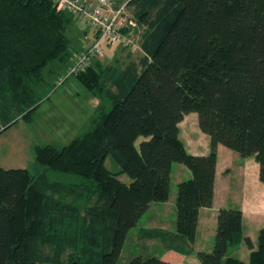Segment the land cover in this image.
<instances>
[{"label":"trees","instance_id":"obj_1","mask_svg":"<svg viewBox=\"0 0 264 264\" xmlns=\"http://www.w3.org/2000/svg\"><path fill=\"white\" fill-rule=\"evenodd\" d=\"M126 7L141 55L94 58L74 74L100 98L90 125L68 143L35 144L42 171L0 166V264H175L157 255L119 262L129 230L152 202L168 200L175 163L191 170L177 184L174 235L182 243L158 227H142L140 237L185 253L194 252L200 207L213 203L219 143L254 156L264 182V0ZM73 24L53 0H0V133L32 121L50 86L46 72L61 74L72 62ZM192 111L210 135L207 154L190 152L180 137ZM49 169L81 177L53 180ZM242 241L248 261L228 254ZM257 243L244 236L242 209L221 207L212 249L195 253L202 264H264V225Z\"/></svg>","mask_w":264,"mask_h":264},{"label":"rangeland","instance_id":"obj_2","mask_svg":"<svg viewBox=\"0 0 264 264\" xmlns=\"http://www.w3.org/2000/svg\"><path fill=\"white\" fill-rule=\"evenodd\" d=\"M127 0H115L119 7L126 4ZM128 10V9H127ZM129 12V10H128ZM130 14V12H129ZM131 15V14H130ZM75 17V16H74ZM134 34V41L129 46L110 45L106 48L103 55L98 59L103 64L113 61L115 58L121 60L127 57L128 52L132 51L135 57L141 55L139 45L138 30ZM71 48H76L78 41V31L75 28L70 31ZM58 70L46 72V78L50 82L48 92L37 107L32 121L19 119L18 122L0 133V166L25 167L31 172L42 171L47 168L46 165L39 163L35 159L34 145L55 142L58 144L68 143L74 136L85 130L90 125V119L97 113L95 104L98 96L94 95L80 80L72 75L62 83L57 82L59 77ZM108 104L110 100L107 98ZM195 117H198L196 111ZM179 163V162H178ZM177 163V164H178ZM107 166L117 171L119 164L109 156L106 160ZM176 164V165H177ZM183 164V163H180ZM176 165H174V170ZM184 165V164H183ZM49 176L53 180H79L81 176H72L70 173H63L57 170L49 169ZM120 178L129 182L131 178L126 173H121ZM190 175L183 179L189 178ZM176 175L173 174L171 180V193L177 194V184H175ZM152 208L145 212L137 224L129 230L128 236L124 243L119 262L125 263L136 255L162 256L164 254L165 242L159 238L140 237L141 228L146 225L148 219L156 217L157 208H161L162 202H153ZM170 222H173V229H170L171 238H174L176 244H181L179 238H176V227L173 219L176 221L175 212L170 210ZM174 235V236H173Z\"/></svg>","mask_w":264,"mask_h":264},{"label":"crops","instance_id":"obj_3","mask_svg":"<svg viewBox=\"0 0 264 264\" xmlns=\"http://www.w3.org/2000/svg\"><path fill=\"white\" fill-rule=\"evenodd\" d=\"M75 28L80 40L76 48L73 49L74 53L84 48L95 36L91 28L78 17H74L73 30ZM99 101L100 99L95 104V109ZM104 101L106 102L107 99ZM180 137L186 148L192 153L207 154L211 149L210 135L201 130L195 113L186 114L180 122ZM174 165L171 176L176 175L175 184L182 181L184 177L191 176V170L185 164L178 163L175 170ZM176 196L177 194L173 193L166 201H154L162 202L161 208H157L156 217L148 219L145 227L173 229V222L167 218V216L169 217L167 213L170 210L176 213ZM152 204L154 203L150 204L148 210L152 208ZM221 207H239L242 209L244 236H250L256 247L259 230L264 225V182L260 179V164L254 156H241L234 149L219 143L217 146L213 203L211 206H202L199 209L196 239L193 243L194 252L185 253L168 248L165 243L164 254L161 257L172 260L175 264H202L195 252L212 249L217 230L218 210ZM173 221L176 227V221L174 219ZM175 236L179 238L177 235ZM179 240L182 243V239L179 238ZM250 253L251 248L245 241L237 246H231L228 250V254L239 256L246 261L249 260Z\"/></svg>","mask_w":264,"mask_h":264},{"label":"built area","instance_id":"obj_4","mask_svg":"<svg viewBox=\"0 0 264 264\" xmlns=\"http://www.w3.org/2000/svg\"><path fill=\"white\" fill-rule=\"evenodd\" d=\"M53 1L78 17L95 34L92 41L75 53L72 62L59 75L58 84L90 65L94 58L103 55L106 44L129 46L134 41L136 22L129 14L126 4L119 7L115 0ZM124 28L129 29L128 33L124 32Z\"/></svg>","mask_w":264,"mask_h":264}]
</instances>
